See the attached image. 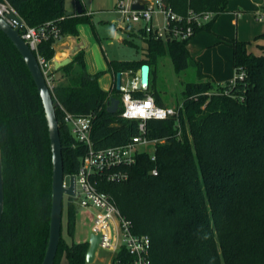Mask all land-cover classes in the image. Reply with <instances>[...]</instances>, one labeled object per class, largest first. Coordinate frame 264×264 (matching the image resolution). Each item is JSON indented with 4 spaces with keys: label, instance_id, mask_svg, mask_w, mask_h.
<instances>
[{
    "label": "trees",
    "instance_id": "16d2710c",
    "mask_svg": "<svg viewBox=\"0 0 264 264\" xmlns=\"http://www.w3.org/2000/svg\"><path fill=\"white\" fill-rule=\"evenodd\" d=\"M28 26L54 20L62 37L76 36L78 25L92 24L90 14L65 15V0H5ZM175 13L208 11L213 19L195 26L194 34L210 31L228 0H163ZM126 31H130L129 25ZM145 47L138 60H114L116 72L149 65V84L132 91L151 95L164 106L151 84L158 59L167 52L176 72L191 61L188 39H156L138 29ZM264 39V32L255 36ZM126 42L132 41L125 39ZM56 40L38 45L45 59L54 56ZM235 77L214 85L197 66L195 82L182 90L177 116L145 121L148 138L161 139L154 159L138 154L125 167V180L99 179L132 230L150 237V264H264V44L249 50V41L228 39ZM65 82L51 94L59 124L64 175L77 172L84 144L74 140L62 121L61 105L72 114H91L94 148L124 143L138 134V120L109 113L110 96L98 84L100 71L86 70L83 52L59 69ZM242 76L239 77V74ZM115 77V75H114ZM0 152L4 202L0 219V264H41L48 240L51 207V152L40 96L20 53L0 30ZM156 170V174L152 170ZM73 201L72 198H69ZM67 228L74 224L73 202ZM88 242L66 243L60 234L53 264L64 254L67 264H86Z\"/></svg>",
    "mask_w": 264,
    "mask_h": 264
},
{
    "label": "built area",
    "instance_id": "2783aa9c",
    "mask_svg": "<svg viewBox=\"0 0 264 264\" xmlns=\"http://www.w3.org/2000/svg\"><path fill=\"white\" fill-rule=\"evenodd\" d=\"M132 0H117L115 7L125 21L142 23L146 35L156 39L185 40L194 34L195 26H201L212 17L208 11L195 13L188 11L186 16L175 13L165 6L163 0H145L142 9H132ZM7 13L18 16L14 8L5 0H0V16L6 18ZM12 27L16 22L7 19ZM19 34L34 53L40 70L50 91L54 85L50 71L51 59H45L38 52V45L42 41L62 38L60 27L54 20L46 21L38 26H24ZM132 74V71L120 72L121 81L119 91L120 116L126 119L138 120V134L124 143L94 148L90 136L91 114L78 115L65 110L61 105L62 121L68 127L74 140L86 147L85 153L79 159V166L74 175V195L70 198L79 203L80 207L92 214L90 232L99 236L98 251L108 254V264H150V237L147 234H137L132 230L131 221L125 218L117 207L113 197L98 189L99 179L108 182L125 180L128 176L124 169L135 163L138 154L149 153L154 159V150L161 139L148 138L145 134V121L150 118L165 119L177 116L182 104L177 107L159 106L151 95L137 98L132 95L135 90L136 75L132 82L123 80V74ZM242 73L239 74V77ZM146 88L142 86L141 90ZM156 174V170H152ZM68 176L64 175L63 184H68Z\"/></svg>",
    "mask_w": 264,
    "mask_h": 264
},
{
    "label": "rangeland",
    "instance_id": "374dc122",
    "mask_svg": "<svg viewBox=\"0 0 264 264\" xmlns=\"http://www.w3.org/2000/svg\"><path fill=\"white\" fill-rule=\"evenodd\" d=\"M117 0H94L92 9L96 12L95 17L100 21L92 23L90 29L92 42L86 49V62L88 66L101 74L98 77L99 86L111 88L114 85L115 70L106 75L109 62L114 60H138L142 57L145 47L143 40L137 35L142 23H133L122 19L117 11ZM65 7L71 10L74 0H65ZM227 11L220 13L214 18L210 31L201 30L188 39V49L191 56L189 65L180 72H176L174 65L167 52L158 59L155 66V75H151L153 87L159 92L165 106L177 107L182 102V90L185 83L195 82L197 78V66L207 74L213 84L225 85L235 77L232 63V48L228 39L253 40L254 36L264 31V0H228ZM212 16L208 21L212 20ZM93 22V19H92ZM207 22V21H206ZM130 31H126L127 28ZM123 29L121 39L116 37V32ZM128 39L132 43L125 41ZM138 70V69H137ZM132 74H123V80L132 82ZM107 71V72H106ZM126 70L125 72H128ZM70 200L66 195L62 199L61 229L63 240L70 244L88 240L92 214L80 207L79 203L73 202L74 224L72 232L67 228V209ZM101 255L107 259L106 253ZM59 264H67L65 255L60 258Z\"/></svg>",
    "mask_w": 264,
    "mask_h": 264
},
{
    "label": "water",
    "instance_id": "95a60500",
    "mask_svg": "<svg viewBox=\"0 0 264 264\" xmlns=\"http://www.w3.org/2000/svg\"><path fill=\"white\" fill-rule=\"evenodd\" d=\"M145 0H132L130 7L132 9H142ZM90 8V0H75V6L72 10H66L65 15H80L85 13ZM7 19L16 22V27H12ZM98 21L97 17L93 18V22ZM24 26L23 20L13 14L7 13L6 18L0 16V30L10 39L13 45L20 53L31 77L35 83L36 89L41 99L44 116L46 120L48 137L51 152V207H50V220L47 246L45 249L44 257L41 264H53L56 254L57 246L60 240L61 229V212H62V199L66 195L68 198L74 195V175L68 176V184H63V160H62V146L59 136V124L56 118L55 106L52 99L51 91L46 84L45 78L40 70L38 62L34 53L30 50L26 42L19 34L20 28ZM66 37V36H65ZM69 38L76 40V36L67 35ZM57 45V44H56ZM85 43H76L69 49V54H73L84 47ZM71 57L62 59H51L50 71L53 74L62 66L70 63ZM115 88L119 90L120 86V72L115 74ZM149 84V65L143 63L140 65L136 72L135 89L141 90L142 86L147 88ZM120 108V98L117 96H110L107 101V111L109 113H116ZM4 191H3V176L0 152V219L3 211ZM88 248L85 254V263L92 264L98 251L99 236L90 233L88 237Z\"/></svg>",
    "mask_w": 264,
    "mask_h": 264
},
{
    "label": "crops",
    "instance_id": "0c3cea01",
    "mask_svg": "<svg viewBox=\"0 0 264 264\" xmlns=\"http://www.w3.org/2000/svg\"><path fill=\"white\" fill-rule=\"evenodd\" d=\"M93 1L94 0H90V8L85 11L86 14H90L92 16L91 17V20L96 15V12L91 7L92 4H93ZM74 6H75V0H74ZM65 9L66 10H69L66 7H65ZM70 9L72 10V8H70ZM73 9H74V7H73ZM226 11H227V8H226ZM99 21H100V19L98 18V21L93 22V23H97ZM91 25L92 24H90V23H81V24H79L78 25V34L76 35V40H73V38H70V37L68 38L66 36V37H62L60 40L56 41L55 44H54V56H53V58H56L58 60L59 59H62V58H65V57H68V56L71 57V58H73V56L78 51H82L83 52V58H84V61H85V64H86V70H87V72L90 73V74H93V73L98 72L95 69H92L90 66H88V64L86 62V59H85L86 58V54L85 53L87 51L86 49L88 48L90 42H92V34H91L92 32H91V29H90ZM262 32H264V31H260L256 35H258V34H260ZM122 33H124L123 32V29L120 28V30H118L115 35H116L117 38L121 39V34ZM255 36H254L253 40H245V41H249L251 43L249 45L248 49L254 51L255 53H257L259 51V48L258 47L260 45H263L264 44V39H257L256 40L255 39ZM238 40H244V39H238ZM81 42H84L85 43L84 47L81 50H78L77 52H75L73 54H69V49L73 46V44H76V43L78 44V43H81ZM112 70L113 69L110 68V66H109L108 72L106 71L107 72L106 75L109 74L110 77H111V71ZM52 79H53V83L54 84L65 82V78L63 77L62 72L60 70H57L56 72H54L52 74ZM101 88H103L105 90H110L111 89V83L109 84V87L108 88L107 87H104V86H102ZM85 241H87V240H85ZM101 253H103V252L102 251L97 252V254L95 256V259H94V262L92 264H108V258L106 259L104 257V255L103 256L101 255ZM107 256H108V254H107Z\"/></svg>",
    "mask_w": 264,
    "mask_h": 264
},
{
    "label": "bare ground",
    "instance_id": "6f19581e",
    "mask_svg": "<svg viewBox=\"0 0 264 264\" xmlns=\"http://www.w3.org/2000/svg\"><path fill=\"white\" fill-rule=\"evenodd\" d=\"M120 81H121V75H120Z\"/></svg>",
    "mask_w": 264,
    "mask_h": 264
}]
</instances>
